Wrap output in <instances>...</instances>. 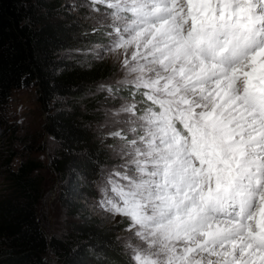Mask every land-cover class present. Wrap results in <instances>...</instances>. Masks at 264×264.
I'll return each mask as SVG.
<instances>
[{
	"label": "snow or ice",
	"instance_id": "obj_1",
	"mask_svg": "<svg viewBox=\"0 0 264 264\" xmlns=\"http://www.w3.org/2000/svg\"><path fill=\"white\" fill-rule=\"evenodd\" d=\"M92 2L122 57L106 90L132 99L114 113V197L100 189L141 242L131 261L264 264V0Z\"/></svg>",
	"mask_w": 264,
	"mask_h": 264
},
{
	"label": "trees",
	"instance_id": "obj_2",
	"mask_svg": "<svg viewBox=\"0 0 264 264\" xmlns=\"http://www.w3.org/2000/svg\"><path fill=\"white\" fill-rule=\"evenodd\" d=\"M76 23L57 0H0V114L12 90L35 84L46 115L45 132L56 142L50 166L61 178L60 198L74 221L63 235L48 236L39 218L37 164L6 161L8 188L0 195V264H131L116 232L73 198L108 162V152L92 131L93 103L79 98L106 79L111 66L76 65L61 54L75 41ZM4 122L0 121V125ZM87 179V180H86Z\"/></svg>",
	"mask_w": 264,
	"mask_h": 264
},
{
	"label": "rangeland",
	"instance_id": "obj_3",
	"mask_svg": "<svg viewBox=\"0 0 264 264\" xmlns=\"http://www.w3.org/2000/svg\"><path fill=\"white\" fill-rule=\"evenodd\" d=\"M52 1V0H49ZM62 8L69 13L76 23L75 41L72 46L61 54L66 61L76 65H88L91 61L105 62L111 66L110 74L106 79L86 88L83 96L61 100L60 103L67 106L70 100L79 103L91 102L95 108V116L92 131L102 146L108 152V162L101 169L99 175L93 180L84 182L80 180L82 190L73 198L76 203H81L94 217L99 218L106 226H110L116 232L125 255L131 264V250L125 245L129 242L141 243L127 230L129 227L127 218L113 214L107 210V206L101 202L105 200L101 187L108 188V196L114 197L111 185L107 183L114 169L123 163L117 155V147L121 143L118 137H113L112 132L118 131L124 125L116 124L114 113L126 101L132 102L130 92L121 89L114 96L109 95L106 88L111 86L115 92L117 81L123 79L124 71L121 67V58L116 53L106 51L110 40L106 33L112 31L106 25L110 19L105 18V13H110L105 4H94L92 0H57ZM99 9V11H96ZM96 45L101 47L97 48ZM101 85L105 90H100ZM123 98V99H122ZM140 99V97H137ZM45 109L40 100V93L35 84L12 90L5 112L0 114V195L8 188L6 181V161L10 158V168L16 170L22 161H31L37 166L33 173L40 182L42 198L38 205L40 221L48 236L63 235L70 228L73 218L69 217L63 205L60 193L62 189L61 178L50 166L56 142L45 132L43 123ZM126 114H121V119ZM112 179L124 184L119 177ZM87 180V179H86ZM51 264H56L53 254L49 251L45 254Z\"/></svg>",
	"mask_w": 264,
	"mask_h": 264
}]
</instances>
